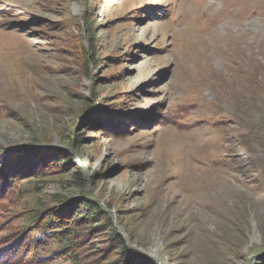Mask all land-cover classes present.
Listing matches in <instances>:
<instances>
[{"label": "rangeland", "instance_id": "1", "mask_svg": "<svg viewBox=\"0 0 264 264\" xmlns=\"http://www.w3.org/2000/svg\"><path fill=\"white\" fill-rule=\"evenodd\" d=\"M0 146L57 158L15 156L22 178L0 195L9 264H38L13 239L34 214L85 201L106 218L58 216L77 258L51 264L122 263L112 229L150 264H256L264 0H0Z\"/></svg>", "mask_w": 264, "mask_h": 264}, {"label": "trees", "instance_id": "2", "mask_svg": "<svg viewBox=\"0 0 264 264\" xmlns=\"http://www.w3.org/2000/svg\"><path fill=\"white\" fill-rule=\"evenodd\" d=\"M88 36L89 40L91 42L90 47L92 52L89 53V63H95V55H96V46L95 42L97 41V36L92 32L91 29L88 30ZM94 100L95 95L92 97ZM34 151H38L37 154L43 157V159H48L51 161H56L57 158L55 155H49V158H45L44 152H47V149L44 148H37L34 146H14L7 148L5 146H0V153H4L7 158L6 165H4L1 168V174L0 176L7 179V181L2 182V186L0 185V195H2L4 192L7 193L9 191L8 187L14 184H17L18 181L22 178L19 173L20 171L12 170V163H14L15 156L20 154L23 156H30L33 155L32 153ZM63 156L58 160V162H65L67 160V154H62ZM65 155V156H64ZM9 156V157H8ZM36 156V155H35ZM48 157V156H46ZM53 163V162H52ZM4 174V175H3ZM75 180L83 183L82 178L77 173L75 174ZM0 177V178H2ZM1 181V180H0ZM0 200H2L0 196ZM82 208L84 212L80 213V207L79 209H67L65 211V214L59 211L57 209L56 211L52 212H40L33 215L30 223L25 225V228H27L30 225L29 229H25L19 233V237L13 238V239H19V249H22L24 246L25 250L29 251V255H32L33 257L30 258V261L37 262L38 264H51L53 262L57 261H66L68 259H75L77 258L74 252H70V247L73 246V239L72 237L76 234V229L69 226L67 223L68 219H71L72 222H78L79 219L82 217V215H86L87 218H90L91 220H97V219H104V213L101 211V207L92 203V202H83ZM72 205L69 204V207ZM67 214V215H66ZM67 217L65 218H59V217ZM106 218V217H105ZM107 223L105 225L112 226V223L110 220H106ZM26 232H28L27 238ZM111 237L116 241L118 245H122L121 249L124 251V259L122 260V263L118 264H150L149 260L146 258L138 256L136 253H132L130 250H127L124 245V241L118 234V232L114 229H112ZM10 243L12 241L8 242L4 246L1 247L0 252H3V254L0 253V264L11 263V259H13L11 256H7L4 252L10 250ZM29 243V244H28ZM58 244L59 246H62L57 251H55L53 254L49 255V252L54 244ZM24 253V252H22ZM15 257V256H14ZM16 263V262H14ZM108 264V263H107ZM256 264H264V259H259V261Z\"/></svg>", "mask_w": 264, "mask_h": 264}, {"label": "water", "instance_id": "3", "mask_svg": "<svg viewBox=\"0 0 264 264\" xmlns=\"http://www.w3.org/2000/svg\"><path fill=\"white\" fill-rule=\"evenodd\" d=\"M260 257H264V254H262V255H258V256H255V259L260 258ZM251 264H252V263H251Z\"/></svg>", "mask_w": 264, "mask_h": 264}]
</instances>
